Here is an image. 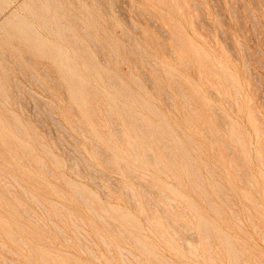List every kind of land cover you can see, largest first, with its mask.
I'll use <instances>...</instances> for the list:
<instances>
[{
    "label": "rangeland",
    "instance_id": "obj_1",
    "mask_svg": "<svg viewBox=\"0 0 264 264\" xmlns=\"http://www.w3.org/2000/svg\"><path fill=\"white\" fill-rule=\"evenodd\" d=\"M59 1L67 37L0 0V264H264V0Z\"/></svg>",
    "mask_w": 264,
    "mask_h": 264
},
{
    "label": "bare ground",
    "instance_id": "obj_2",
    "mask_svg": "<svg viewBox=\"0 0 264 264\" xmlns=\"http://www.w3.org/2000/svg\"><path fill=\"white\" fill-rule=\"evenodd\" d=\"M52 1H54V2L56 3V5L59 4V6H57V8L62 9L63 12L61 11V12H59V13H56L54 16L51 15V14H49V8L47 7V5H46L45 3H43V2L41 3L39 0H24L23 5L21 4L24 8H23L22 6H20L21 8H19V9H20V10H21L22 8H23V10L25 9L24 12H25L26 10H29L28 13H29V12L34 13V16H35L37 19H39V20L42 22V24L45 25L47 28H50V29H51V27H53V29H52L53 33L57 34L59 37H61V36H66V37H67V36L70 35V32H69L68 28L65 27V23H61V21L63 20V19H62L63 17L67 16V15H66L67 13L69 14V12H67V13L65 14V11H67L69 8L66 9V8H67V6H66V8H65L66 10H65V9H63V7H61L60 1H59V3H58V0H52ZM77 1H78V0H76L75 3H76V5L78 6V2H77ZM89 1H90V0H89ZM192 1H194V0H192ZM67 2H68V1H67ZM71 2H72V1H71ZM72 3H74V2H72ZM75 3H74V5H75ZM87 3H88V2H87ZM196 3H197V2H196ZM90 4H91V3H90ZM197 4L200 6V9H201V5H200L199 3H197ZM18 5H19V4H18ZM76 5L74 6L75 8L77 7ZM97 5H98V4H97ZM80 6H81V4H80ZM18 7H19V6H18ZM64 7H65V6H64ZM13 8H14V7H13ZM11 9H12V8H11ZM78 9H79V8H78ZM78 9H77V10H78ZM12 10H13V9H12ZM23 10H22V11H23ZM79 10H80V9H79ZM79 10H78V11H79ZM82 10H83V9H82ZM14 11H15V9H14ZM80 11H81V10H80ZM83 11H84V10H83ZM87 11H89V10H87ZM9 12H10V11H9ZM20 12H21V11H20ZM74 12H75V11H74ZM21 13H22V12H21ZM21 13L19 14L18 11H16V13L13 12L11 15L6 16L7 18L5 17V18H6V19H4V20H5V23H4L3 21L1 22V20H0V23H2V24H1L2 27H3V25H4L5 27H6V25H10L11 27H12V26H15V27L17 28V33H18V34H20V35L22 34V35H24L25 37L29 38V37H31V35H34V30H33V28H32L33 25L30 24V23L28 22L27 17H26V16H23ZM28 13H27V14H28ZM70 13H71V12H70ZM76 13H77V11H76ZM80 13H82V12H80ZM89 13H90V12H89ZM89 13H86V14L89 15ZM92 13H94V12H92ZM92 13H91V14H92ZM8 14H9V13H8ZM24 14H25V13H24ZM198 14H199V13H198ZM6 15H7V14H6ZM77 15H79V14H77ZM81 15H82V14H80V17H81ZM28 16H29V14H28ZM69 16H70V15H69ZM82 16H83V15H82ZM3 17H4V16H3ZM29 17H30V16H29ZM31 17L34 18V17L32 16V14H31ZM73 17H74V15H73ZM83 17H84V16H83ZM83 17H82V19H83ZM94 17H95V14H94ZM94 17H93V18H94ZM192 17H193V16H192ZM32 18H30V19H31V20H34V22H35V18H34V19H32ZM68 18H69V17H68ZM77 18H78V16H77ZM84 18H85V17H84ZM90 18H91V17H90ZM96 18H97V15H96ZM66 19H67V17H66ZM39 20H38V21H39ZM78 20H79V19H76V21H78ZM92 20H93V19H92ZM96 20H98V18H97ZM51 21H52V22H51ZM68 21H69V20H68ZM68 21H67V22H68ZM100 21H101V20H100ZM36 22H37V21H36ZM78 22H79V21H78ZM84 22H85V21H84ZM86 22H87V20H86ZM86 22H85V23H86ZM194 22H195V21H194ZM37 23H38V22H37ZM51 23H54V25L51 26ZM81 23H82V22H81ZM81 23H80V25L83 24V23H82V24H81ZM101 23H103V22H101ZM76 24H77V23H76ZM36 25H37V24H36ZM39 26H40V25H39ZM82 26H83V25H82ZM36 27H37V26H36ZM79 27H81V26H79ZM84 27H86V25H84ZM87 27H88V26H87ZM87 27H86V29H87ZM38 28H39V27H38ZM40 29L42 30L41 27H40ZM82 29H83V28H82ZM89 29H90V28H89ZM47 30H48V29H47ZM92 30H94V29H92ZM199 30H200V29H199ZM0 31H1V28H0ZM3 31H4V28H3ZM42 31H43V30H42ZM45 31H46V30H45ZM83 31L85 32V30H83ZM4 32H5V31H4ZM15 32H16V30H15ZM43 32H44V31H43ZM86 32H87V31H86ZM86 32H85V33H86ZM90 33H91V32H89V36H90ZM14 34H15V33H14ZM37 34H38V33H37ZM46 34H47V31H46ZM55 34H54V35H55ZM87 34H88V33H87ZM176 34H177V33H176ZM8 35H10V34H8ZM47 35H48V37H49V32H48ZM51 35H53V34H51ZM43 36H44V35H43ZM55 36H56V35H55ZM55 36H54V37H55ZM11 37H12V36H11ZM36 37H37V36H36ZM40 37H42V36H40ZM45 37H46V36H45ZM45 37H43V39H44ZM52 37H53V36H52ZM52 37H51V38H52ZM175 37H176V36H175ZM181 37H182V36H181ZM16 38H17V37H16ZM32 38H34V36H33ZM46 38H47V37H46ZM46 38H45V39H46ZM68 38H69V37H68ZM178 38H179V37H178ZM178 38H177V39H178ZM49 39H50V38H49ZM177 39L175 38V40H177ZM180 39H181V38H180ZM184 39H185V38H184ZM16 40H18V39H16ZM38 40H40V39H38ZM51 40H52V39H51ZM91 40H92V39H91ZM4 41H5V39H4ZM13 41H15V40H13ZM47 41H48V39H47ZM47 41H46V43H45L46 45H47ZM55 41H57V39H55ZM61 41H63V40H61ZM182 41H183V40H182ZM185 41H186V40H185ZM15 42H16V41H15ZM15 42H13V43H15ZM44 42H45V41H44ZM48 42H49V41H48ZM51 42H52V41H51ZM51 42H50V43H51ZM58 42L60 43V40H59V39H58ZM58 42H57V43H58ZM63 42H64V41H63ZM92 42H93V41H92ZM1 43H2V42H1ZM16 43L18 44V41H17ZM20 43H21V41H20ZM20 43H19V44H20ZM35 43H36V42H35ZM59 43H58V45H60ZM71 43H72V42H71ZM95 43H96V41H95ZM21 44H22V43H21ZM45 44H44V45H45ZM66 44H67V43H66ZM72 44H73V43H72ZM76 44H77V43H76ZM177 44H178V43H177ZM2 45H3V43H2ZM2 45H1V47H2ZM9 45H10V44H9ZM53 45H54V44H53ZM53 45H51V46H52V47H54V46H55V47H59V46H56V45L53 46ZM63 45H64V44H63ZM78 45H79V43H78ZM80 45H81V44H80ZM80 45H79V46H80ZM82 45H83V47H85L84 44H82ZM3 46H4V45H3ZM66 46H67V45H66ZM69 46H70V45H69ZM73 46H74V45H73ZM178 46H179V45H178ZM13 47H17V46L15 45V46H13ZM18 47H19V46H18ZM52 47H50L51 50H52ZM76 47H77V46H76ZM76 47H75V48H76ZM80 47H81V46H80ZM83 47H82V48H83ZM5 48H6V47H5ZM5 48H4V49H5ZM11 48H12V47H11ZM26 48H28V47H26ZM64 48H65V47H64ZM67 48H68V46H67ZM67 48H65V49L61 48V49H62V50H66ZM78 48H79V47H78ZM6 49H8V47H7ZM55 49H56V48H55ZM70 49H71V48H70ZM70 49H69V50H70ZM76 49H77V48H76ZM2 50H3V49H2ZM41 50H42V49H41ZM57 50H58V48L56 49V51H57ZM59 50H60V48H59ZM69 50H67V51H68V54L70 53L69 56H74V54H76V52H79V51H76V52L73 51L74 54L71 55V52H69ZM72 50H73V49H72ZM72 50H71V51H72ZM84 50H85V49H84ZM129 50H130V49H129ZM0 51H1V50H0ZM8 51H9V50H8ZM18 51H19V50H18ZM52 51L55 52L54 49H53ZM80 51H81V49H80ZM9 52H10V51H9ZM11 52H12V51H11ZM59 52H60V51H59ZM59 52H57V53H59ZM65 52H66V51H65ZM0 53H1V52H0ZM6 53H7V52H6ZM60 53H61V52H60ZM60 53H59V54H60ZM63 53H64V51H63ZM63 53H62V54H63ZM80 53H81V52H80ZM130 53H131V52H130ZM7 54H8V53H7ZM203 54H204V53H203ZM63 55H64V54H63ZM66 55H67V54H66ZM77 55H78V57H79L80 54L78 53V54H76L75 56H77ZM82 55H83V56H82ZM82 55H81V56L84 57V54H82ZM85 55H87V54H85ZM109 55H110V53H109ZM201 55H202V54H201ZM205 55H206V54H205ZM0 56H1V55H0ZM4 56H5V55H4ZM7 56H8V55H7ZM12 56H13V55H12ZM67 56H68V55H67ZM75 56H74V57H75ZM132 56H133V55H132ZM173 56H174V54H173ZM1 57H3V56H1ZM13 57H14V56H13ZM27 57H28V56H27ZM61 57H63V56L61 55ZM78 57H76V58H78ZM87 57H89V56H87ZM4 58H5V57H4ZM14 58H15V57H14ZM64 58H65V57H64ZM68 58H69V57H68ZM80 58H81V57H80ZM90 58H91V56L89 57V59H90ZM111 58H112V57H111ZM209 58H210V57H209ZM16 59H17V58H16ZM54 59H56V58H54ZM73 59H74V58H73ZM78 59H79V58H78ZM78 59H77V60H78ZM85 59H86V58H85ZM92 59H93V58H92ZM184 59H185V61H186L187 58H184ZM2 60H3V59H2ZM60 60H61V59H60ZM67 60H68V59H67ZM75 60H76V59H75ZM83 60H84V59H83ZM16 61H17V60H16ZM62 61H63V60H62ZM62 61H61V62H62ZM71 61H72V59H71ZM71 61H70V63H71ZM78 61H79V60H78ZM134 61H135V60H134ZM203 61L206 62V60H203ZM55 62H56V61H55ZM186 62H187V61H186ZM0 63H1V62H0ZM84 63H85V61H84ZM134 63H135V62H134ZM18 64L20 65L19 62H18ZM59 64H60V63H59ZM62 64L64 65L63 62H62ZM65 64H66V63H65ZM78 64H79V63H78ZM80 64H81V66H83V65H82L83 63H80ZM89 64H92V62H91V63L89 62ZM148 64H149V62H148ZM155 64H156V63H155ZM203 64H204V63H203ZM4 65H5V64H4ZM66 66H67V64L65 65V67H66ZM73 66H74V65H73ZM88 66H89V65H88ZM92 66H93V65H92ZM137 66H138V65H137ZM151 66H152V65H151ZM6 68H7V65H6ZM65 69H68V68H65ZM139 69H140V67H139ZM206 69H207V67H206ZM75 70H76V69H75ZM200 70H202V69H200ZM1 71H2V69L0 70V72H1ZM67 71H69V70H67ZM91 71L93 72V69H92ZM143 71H144V70H143ZM158 71H159V70H158ZM205 71H206V70H205ZM213 71H215V70H213ZM5 72L7 73V71H5ZM69 72H71V71H69ZM87 72L89 73V71H87ZM95 72H98V71H95ZM144 72H145V71H144ZM215 72H216V71H215ZM1 73H2V72H1ZM3 73H4V71H3ZM3 73H2V75H3ZM80 73H81V72H80ZM8 74H9V73H8ZM69 74H70V73H69ZM77 74H78V72H76V75H77ZM82 74H83V73H82ZM99 74L102 75V73H100V71H99ZM63 75H64V74H63ZM71 75H72V73H71ZM88 75H89V77H90L91 74L89 73V74H87V76H88ZM93 75L96 76L95 74H93ZM106 75H107V73H106ZM106 75H103V76H106ZM161 75H162V74H161ZM206 75H207V74H206ZM5 76H6V75H5ZM5 76H4V78H7L8 75H7L6 77H5ZM77 76H78V75H77ZM91 76H92V75H91ZM94 76H93V77H94ZM109 76L111 77V75H109ZM109 76H108L107 78H109ZM2 77H3V76H2ZM9 77H10V76H9ZM98 77H99V76H98ZM98 77H97V78L94 77V78H92V79L95 80V78H96L97 81L101 82L100 80H98ZM148 77H149V76H148ZM201 77H202V76H201ZM215 77H216V76H215ZM72 78H73V76H72ZM79 78H80V77H79ZM100 78H101V77H100ZM105 78H106V77H105ZM111 78H112V77H111ZM11 79H12V78H11ZM74 79H75V78H74ZM89 79H90V78H89ZM113 79H114V78H113ZM146 79H147V78H146ZM149 79H150V78H149ZM202 79H203V78H202ZM1 80H3V79H1ZM6 80H8V78H7ZM82 80H83V78H82ZM109 80H110V79H109ZM114 80H115V79H114ZM227 80H228V79H227ZM3 81H4V80H3ZM70 81H71V80H70ZM80 81H81V80H80ZM86 81H87V80H86ZM97 81H96V82H97ZM217 81L219 82V80H217ZM228 81H229V80H228ZM0 82H1V81H0ZM78 82H79V80H78ZM87 82H88V81H87ZM92 82H93V80H92ZM5 83H6V82H5ZM73 83L76 84L75 80L73 81ZM93 83H95V82H93ZM219 83H220V82H219ZM2 84H3V83H1L0 85H2ZM6 84H7V83H6ZM6 84H5V85H6ZM82 84H83V82H82ZM90 84H91V83H90ZM99 84H101V83H99ZM5 85H3V86H5ZM78 85H79V84H78ZM84 85H85V84H84ZM86 85H87V84H86ZM92 85H93V84H92ZM94 85H96V84H94ZM97 85H98V84H97ZM102 85H103V83H102ZM233 85H234V84H233ZM3 86H2V87H3ZM79 86H80V85H79ZM76 87H77V89H79L77 85H76ZM85 87H88V85H87V86H83V88H85ZM90 87H92V86H90ZM99 87H100V85H99ZM233 87H234V89H236V88H235L236 86H233ZM0 88H1V86H0ZM4 88H5V87H4ZM6 88H7V87H6ZM6 88H5V92H6L7 89H8V88H7V89H6ZM100 88H102V87H100ZM105 88H107V87H105ZM156 88H157V87H156ZM80 89H81V88H80ZM80 89H79V92L81 91ZM89 89H90V88H89ZM102 89H104V88H102ZM157 89H158V88H157ZM85 90H86V89H84V92H85ZM104 90H105V89H104ZM112 90H113V89H112ZM236 90H237V89H236ZM88 91H90V90H88ZM113 91H114V90H113ZM156 91H157V90H156ZM156 91H155V92H156ZM86 92H87V91H86ZM0 93H2V92L0 91ZM7 93H8V92H7ZM80 93H81V92H80ZM116 93H117V92H116ZM119 93H120V92H119ZM3 94H4V93H3ZM107 94H108V93H107ZM122 94H123V93H122ZM79 95H80V94H79ZM82 95H83V93H82ZM183 95H184V94H183ZM107 96H108V95H107ZM123 96H125V95L123 94ZM184 96H185V95H184ZM185 97H186V96H185ZM108 98H109V97H108ZM119 98H120V97H119ZM127 98H128V97H127ZM186 98H187V97H186ZM130 99H131V98H130ZM135 99H136V98H135ZM108 100H109V99H108ZM122 100H123V99H122ZM110 101H111V100H110ZM118 102H119V101H118ZM127 102H128V101H127ZM189 102H190V101H189ZM134 103H135V102H133L132 105H134ZM107 104H108V103H106V105H107ZM109 104H110V103H109ZM113 104H114V103H113ZM129 104L131 105V102H130ZM137 104H138V103H137ZM139 105H140V104H139ZM132 107H133V106H132ZM140 107H141V106H140ZM113 108H114V107H113ZM169 108H170V107H169ZM215 109H216V108H215ZM109 110H114V109H109ZM115 110H118V108L115 109ZM118 111H119V110H118ZM110 113H111V112H110ZM110 113H109V114H110ZM114 113H115V112H114ZM114 113H113V114H114ZM149 113H150V112H149ZM117 114H118V113H117ZM111 115H112V113H111ZM119 115H120V114H119ZM124 115H125V113H124ZM149 115H150V114H149ZM114 116H115V115H114ZM121 116H122V113H121ZM145 116H146V115H145ZM184 116H185V115H184ZM105 117H106V116H105ZM147 117H148V116H147ZM113 118H114V117H113ZM124 118H125V117H124ZM137 118H138V117H137ZM160 118H161V117H160ZM160 118H159V119H160ZM114 119H115V118H114ZM138 119H139V118H138ZM153 119H155V118H153ZM157 120H158V119H157ZM57 121H58V120H57ZM57 121L55 120V122H57ZM80 121H81V120H80ZM84 121H85V120H84ZM115 121H116V120H115ZM138 121H139V120H138ZM146 121H148V119H147ZM158 121H159V120H158ZM161 121H162V120H161ZM85 122H86V121H85ZM107 122H108V121H107ZM83 123H84V122H83ZM116 123H117V122H116ZM129 123H130V122H129ZM140 123H141V122H140ZM140 123H139V124H140ZM163 123H164V122H163ZM60 124H61V123H60ZM160 124H161V123H160ZM86 125H87V124H86ZM126 125H127V124H126ZM149 125H150V124H149ZM0 126H1V125H0ZM59 126H60V125H59ZM117 126H118V125H117ZM144 126H145V125H144ZM155 126H156V125H155ZM195 126H196V125H195ZM3 127H5L4 124H3ZM60 127L62 128V126H60ZM145 127H146V126H145ZM164 127H165V126H164ZM166 127H168V126H166ZM166 127H165V128H166ZM17 128H18V127H16V129H17ZM165 128H164V129H165ZM210 128H211V127L209 126V129H210ZM258 128H259V126H258ZM120 129H121V128H120ZM129 129H130V128H129ZM139 129H140V128H139ZM151 129H152V127H151ZM166 129H167V128H166ZM17 130H20V129L18 128ZM127 130H128V129H127ZM140 130H141V129H140ZM144 130H146V129H144ZM153 130H154V129H153ZM259 130H260V128H259ZM259 130H258V131H259ZM1 131H2V130H1ZM3 131H4V130H3ZM36 131H37V130H36ZM66 131H67V130H66ZM93 131H94V130H93ZM128 131H129V130H128ZM147 131L150 132V130H147ZM155 131H157V129H155ZM161 131H162V129H161L159 132L161 133ZM261 131H262V130H261ZM82 132H83V131H82ZM126 132H127V131H126ZM131 132H132V130H131ZM131 132H129V133H131ZM263 132H264V131H263ZM127 133H128V132H127ZM137 133H138V132H137ZM152 133H153V132H152ZM154 133H155V132H154ZM157 133H158V131H157ZM243 133H244V132H243ZM20 134H21V133H20ZM69 134H70V133H69ZM93 134H94V133H93ZM133 134H134V133H133ZM139 134H140V133H139ZM139 134H138V135H139ZM149 134H150V133H149ZM163 134H165V132H164ZM166 134H167V133H166ZM170 134H172V133H170ZM71 135H72V134H71ZM94 135H95V134H94ZM125 135H126V134H125ZM130 135H131V134H130ZM158 135L160 136L159 133H158ZM158 135H157V136H158ZM211 135H213V133H212ZM83 136H84V134H83ZM119 136H120V135H119ZM126 136H127V135H126ZM128 136H129V135H128ZM134 136H136V135H134ZM153 136H156V135L154 134ZM165 136H166V135H165ZM8 137H9V136H8ZM10 137H12V135H11ZM10 137H9V138H10ZM74 137H75V136H74ZM120 137H121V136H120ZM17 138H18V137H17ZM43 138H44V137H43ZM65 138H66V137H65ZM126 138H127V137H126ZM135 138H136V137H135ZM135 138H134V139H135ZM156 138H157V137H156ZM160 138L162 139V137H160ZM164 138H165V137H164ZM169 138H170V135H169ZM165 139H166V138H165ZM167 139H168V138H167ZM167 139H166V141H167ZM171 139H172V137H171ZM12 140H14V138H12ZM65 140H66V139H65ZM77 140H78V139H77ZM127 140H129V139H127ZM9 141H10V140H9ZM79 141H80V140H78V142H79ZM131 141H132V140H131ZM133 141H134V140H133ZM154 141H155V140H154ZM168 141H169V143H170V140H168ZM174 141H176V140H174ZM259 141H260V140H259ZM15 142H16V141H15ZM98 142L100 143V141H97V143H98ZM138 142H139V141H138ZM142 142L145 143V141H142ZM142 142H141V143H142ZM162 142H163V139L161 140V145H160L161 147H162ZM61 143H62V142H61ZM68 143H69V142H68ZM68 143H67V144H68ZM139 143H140V142H139ZM163 143H164V142H163ZM169 143H168V144H169ZM178 143H179V141H178ZM178 143H177V144H178ZM18 144H19V143H18ZM136 144H137V143H136ZM136 144L134 143V146H135ZM157 144H158V143H157ZM159 144H160V143H159ZM159 144H158V145H159ZM164 144H165V143H164ZM224 144H227V143L224 142ZM96 145H98V144H96ZM143 145H145V144L142 143V146H143ZM165 145H166V144H165ZM180 145H181V144H180ZM10 146L13 147V145H10ZM18 146L20 147V145H18ZM128 146H129V145H128ZM156 146H157V145H156ZM163 146H164V145H163ZM228 146H229V145H228ZM74 147H75V146H74ZM74 147H73V148H74ZM98 147H99V146H98ZM136 147H139V146H136ZM136 147H135V148H136ZM165 147H166V146H164V148H165ZM229 147H230V146H229ZM124 148H127V147H124ZM166 148H167V147H166ZM178 148H179V147H178ZM65 149H66V148H65ZM75 149H76V148H75ZM138 149H140V151L143 150L141 147H140V148H137V150H138ZM146 149H147V148H146ZM168 149H174V148H170V146L168 145L167 150H168ZM230 149H231V147H230ZM125 150L128 151L129 149H128V150L125 149ZM164 150H165V149H164ZM143 151H145V150H143ZM31 152H33V151H31ZM136 152H139V151H136ZM145 152H146V151H145ZM165 152H166V150H165ZM172 152H173V151H172ZM183 152H185V148H184V151H183ZM228 152H229V151H228ZM33 153H34V152H33ZM33 153H32V154H33ZM67 153H68V152H67ZM69 153H70V151H69ZM158 153H159V152H158ZM158 153H157V156H158ZM217 153H218V152H217ZM27 154H28V153H26L25 155H27ZM128 154H129V153H128ZM147 154H148V153H147ZM169 154L171 155V153H169ZM169 154H168V155H169ZM182 154H185V153H182ZM151 155H152V154H151ZM151 155H150V153H149V156H150V157H152ZM162 155H163V154H162ZM170 155H169V156H170ZM186 155H187V153H186ZM33 156H35V154H34ZM72 156H73V155H72ZM127 156H128V155H127ZM130 156H132V155L130 154ZM145 156H146V155H145ZM145 156H143V157H145ZM147 156H148V155H147ZM166 156H167V155H166ZM25 157H26V156H25ZM25 157H24V158H25ZM150 157H149V158H150ZM154 158H155V157H154ZM167 158H168V157H167ZM171 158H172V157H170L169 159H171ZM185 158H187V157H185ZM77 159H78V158H77ZM84 159H85V157H84ZM133 159H134V157H133ZM172 159H173V158H172ZM29 160H30V159H29ZM37 160H38V159H37ZM40 160H41V159H40ZM85 160H86V159H85ZM142 160H143V159H142ZM153 160H155V159H153ZM186 160H188V159H186ZM32 161H33V160H32ZM80 161H81V160H80ZM83 161H84V160H83ZM87 161H88V160H87ZM134 161H136V160H134ZM149 161H150V160H149ZM158 161H159V160H158ZM36 162H37V161H36ZM38 162H40V161H38ZM42 162H43V161L41 160V163H42ZM76 162H77V165H78V161H76ZM154 162H155V161H154ZM10 163H11V162H10ZM33 163H35V162H33ZM41 163H40V164L38 163V164L41 165ZM43 163H44V162H43ZM68 163H69V161H68ZM147 163H148V162H147ZM150 163H151V162H150ZM155 163H156V162H155ZM22 164H23V163H22ZM82 164H83V163H82ZM36 165H37V164H36ZM43 165H44V164H43ZM43 165H42V166H43ZM71 165H72V163H71ZM126 165H127V164H126ZM143 165H144V164H143ZM152 165H153V163H152ZM159 165H160V164H159ZM68 166H69V165H68ZM89 166H90V164H89ZM127 166H128V165H127ZM127 166H126V167H127ZM161 166H162V165H161ZM8 167H9V166H8ZM78 167H79V166H78ZM78 167H77V168H78ZM129 167H130V166H129ZM70 168H72V167H70ZM90 168H91V167H90ZM90 168H89V170H90ZM127 168H128V167H127ZM131 168H132V167H130V169H131ZM47 169H48V168H47ZM78 169H79V168H78ZM92 169H93V168H92ZM131 170H132V172H133V168H132ZM134 170H135V168H134ZM136 170H137V169H136ZM136 170H135V171H136ZM12 171H13V170H12ZM48 171H49V169H48ZM135 171H134V172H135ZM168 171H169V170H168ZM169 172H170V171H169ZM143 173H144V172L141 171V174H143ZM195 173H196V171H195ZM51 174H52V172H51ZM90 174H92V173H90ZM93 174H94V173H93ZM94 175H95V174H94ZM94 175H93V177H94ZM143 175H144V174H143ZM173 175H174V174H173ZM144 176H146V175H144ZM13 177H14V176H13ZM14 178H15V177H14ZM58 180H59V179H58ZM15 181H16V180H15ZM17 182H18V181H17ZM66 182H67V181H66ZM18 183H19V182H18ZM39 183H40V182H39ZM66 184L68 185V183H66ZM219 184H220V183H219ZM11 185H12V184H11ZM18 185H19V184H18ZM149 185H150V184H149ZM73 186H74V185H73ZM73 186H72V188L74 189ZM114 186H115V185H114ZM142 186H143V185H142ZM20 187H21V185H20ZM70 187H71V186H70ZM224 188H225V187H224ZM23 189H24V188H23ZM118 189H119V188H118ZM25 190H26V189H25ZM125 190H126V188H125ZM159 190H160V189H159ZM74 191H75V190H74ZM76 191H77V189H76ZM154 191H155V190H154ZM160 191H161V190H160ZM162 191H163V190H162ZM26 192H27V191H26ZM121 192H122V191H121ZM126 192H127V191H126ZM77 193H78V192H77ZM146 193H147V192H146ZM162 193H164V191H163ZM26 194H27V193H26ZM63 194H64V193H63ZM78 194H80V195H82V196L84 195V194H81L80 191H79ZM88 194H89V193H88ZM107 194H108V193H107ZM128 195H129V194H128ZM133 195H135V193H134ZM163 195H166V194H163ZM82 196H81V198L83 199L84 196H83V197H82ZM108 196H109V195H108ZM129 196H130V195H129ZM166 196H167V195H166ZM218 196H219V195H218ZM134 197H136V195H135ZM168 197H169V196H168ZM219 197H220V196H219ZM35 198H37V197H35ZM86 198H87V196H86ZM89 198H90V197H89ZM89 198H87V199H89ZM128 198H129V197H128ZM11 199H12V198H11ZM33 199H34V198H33ZM84 199H85V198H84ZM84 199H83V201H84ZM91 199H92V198H91ZM152 199H153V198H152ZM171 199H172V198H171ZM224 199H225V198H224ZM226 199L228 200V197H227ZM14 200H15V199H14ZM29 200H30V199H29ZM35 200H37V199H35ZM39 200H40V199H39ZM39 200H38V202H39ZM168 200H170V197L168 198ZM173 200L175 201V199H172V201H173ZM221 200H222V199H221ZM19 201H20V200H19ZM19 201H18V202H19ZM52 201H53V200H52ZM85 201H86V200H85ZM85 201H84V202H85ZM88 201L90 202L91 200H88ZM137 201H138V200H137ZM36 202H37V201H36ZM155 202H156V201H155ZM170 202H171V201H170ZM91 203H93V202H91ZM156 203H157V202H156ZM209 203H210V202H209ZM40 204H41V203H40ZM170 204H171V203H170ZM210 204H211V203H210ZM1 205H2V204H1ZM41 205H42V204H41ZM61 205H62V204H61ZM85 205H87V203H85ZM88 205H90V204H88ZM88 205H87V207H88ZM153 205H154V204H153ZM43 206H44V205H43ZM95 206H96V205H95ZM159 206H160V205H159ZM44 207H45V206H44ZM57 207H58V206H57ZM30 208H31V207H30ZM64 208H65V207H64ZM153 208H154V207H153ZM19 209H20V208H19ZM66 209H67V208H66ZM90 209H92V208L90 207ZM97 209H98V208H97ZM25 210H26V209H25ZM25 210H24V211H25ZM33 210H34V209H33ZM57 210H58V209H57ZM60 210H63V208L60 209ZM68 211H69V210H68ZM92 211H94V209H93ZM26 212H27V211H26ZM43 212H44V211H43ZM46 212H47V211H46ZM58 212H60V211H58ZM58 212H57V213H58ZM61 212H62V211H61ZM95 212H99V211H94V213H95ZM190 212H191V211H190ZM27 213H28V212H27ZM62 213H63V212H62ZM119 213H120V212H119ZM178 213H179V212H178ZM28 214H30V213H28ZM47 214H48V213H47ZM72 214H73V213H72ZM95 214H96V213H95ZM95 214H94V215H95ZM98 214H99L98 218H101V217H100V215H101L102 218H103V220L105 219V218L103 217L102 213H101V214L98 213ZM98 214H97V215H98ZM36 215H37V214H36ZM57 215H58V214H57ZM28 216L31 217V215H28ZM32 217H33V215H32ZM49 217H50V215H49ZM128 217H129V216H128ZM169 217H170V216H169ZM1 218H2V217H1ZM33 218H34V217H33ZM76 218H77V217H76ZM102 218H101V219H102ZM49 219H50V218H49ZM171 219H172V218H171ZM32 220H33V219H32ZM105 220H106V222H108L107 219H105ZM105 220H104V222H105ZM109 220H110V219H109ZM0 221H1V220H0ZM41 221H42V220H41ZM51 221H52V220H51ZM60 221H61V220H60ZM76 221H77V219L75 220V222H76ZM111 221H112V220H111ZM126 221H127V220H126ZM176 221H177V219H176ZM53 222H54V221H52V223H53ZM112 222H114V221H112ZM124 222H125V221H124ZM147 222H148V221H147ZM202 222H203V221H202ZM78 223H79V222H78ZM117 223H118V222H117ZM176 223H177V222H176ZM178 223H179V222H178ZM192 223H193V222H192ZM19 224H20V223H19ZM53 224H54V223H53ZM63 224H65V223H63ZM75 224H77V222H76ZM83 224H84V223H83ZM85 224H86V223H85ZM109 224H110V223H109ZM114 224H115V222H114ZM114 224H113V225H114ZM47 225H48V224H47ZM56 225H57V224H56ZM78 225H79V224H78ZM118 225H119V224H118ZM193 225H194V224H193ZM202 225H203V224H202ZM204 225H206V224H204ZM204 225H203V226H204ZM79 226H80V225H79ZM133 226H134V225H133ZM207 226H208V225H206L205 227H207ZM4 227H5V226H4ZM57 227H58V225H57ZM110 227H111V226H110ZM8 228H9V227H8ZM54 228H55V227H54ZM137 228H138V227H137ZM184 228L186 229V227H184ZM207 228H208V230H210V229H209V228H210L209 226H208ZM24 229H25V228H24ZM51 229H52V228H51ZM79 229H80V228H79ZM173 229H175V228H173ZM202 229H203V227H202ZM60 230H61V229H60ZM60 230H59V232H60ZM83 230H84V229H83ZM119 230H120V229H119ZM122 230H123V229H122ZM160 230H161V229H160ZM204 230H206V228H205ZM61 231H63V230H61ZM100 231H101V230H100ZM114 231H115V230H114ZM123 231H124V230H123ZM156 231H157V230H156ZM173 231H175V230H173ZM186 231H188V230H186ZM189 231H190V230H189ZM6 232H8V231H6ZM35 232H36V231H35ZM35 232H34V233H35ZM63 232H64V231H63ZM63 232H61V234H64V233H65V232H64V233H63ZM74 232H75V231H74ZM115 232H116V231H115ZM184 232H185V231H184ZM207 232H208V231H207ZM10 233L12 234V232H10ZM19 233H20V232H19ZM99 233H100V232H99ZM124 233H125V232H124ZM161 233H162V232H161ZM175 233L179 234V233L177 232V230H176ZM32 234H33V231H32ZM36 234H37V232H36ZM65 234H66V233H65ZM86 234H87V233H86ZM12 235H13V234H12ZM66 235H67V234H66ZM68 235H69V234H68ZM82 235H83V234H82ZM87 235H88V234H87ZM101 235H102V234H101ZM162 235H165V233L162 234ZM192 235H193V234H191V236H192ZM208 235H209V234H208ZM63 236H64V235H63ZM88 236H89V235H88ZM123 236H125V234H124ZM223 236H224V235H223ZM16 237H17V236H15V237H13V238H16ZM34 237L37 238V235H35ZM64 237H66V236H64ZM83 237L86 238L85 236H83ZM89 237H90V236H89ZM125 237H126V236H125ZM141 237H142V236H141ZM9 238H10V236H9ZM17 238H19L20 241H21L22 243L25 242V241L23 242V240H22L21 237H17ZM17 238H16V241L19 240V239H17ZM39 238H40V237H39ZM76 238H77V237H76ZM90 238H91V237H90ZM103 238H104V237H101V239H103ZM145 238H146V237H145ZM165 238H166V237H165ZM24 239H26V238H24ZM33 239H34V238H33ZM37 239H38V238H37ZM40 239H41V238H40ZM70 239H71V238H70ZM77 239H79V238H77ZM104 239H105V238H104ZM104 239H103V240H104ZM113 239H114V238H113ZM127 239H128V238H127ZM127 239H126V240H127ZM196 239H197V238H196ZM209 239H210V237H209ZM26 240H27V239H26ZM38 240H39V239H38ZM41 240H42V239H41ZM65 240H66V239H65ZM85 240H86V239H85ZM105 240H106V239H105ZM105 240H104V241H105ZM117 240H119V239H116V243H117ZM129 240H130V239H129ZM169 240H170V239H169ZM187 240H189V239H186V241H187ZM0 241H1V237H0ZM14 241H15V240H14ZM27 241H30V240H27ZM35 241H36V239H35ZM78 241H79V240H78ZM130 241H131V240H130ZM130 241H128V242H130ZM133 241H134V240H133ZM186 241H185V243L189 242L190 240L187 241V242H186ZM226 241H227V240H226ZM2 242H3V241H2ZM17 242H18V241H17ZM62 242H63V241H62ZM106 242H107V241H106ZM119 242H120V241H119ZM141 242H142V241H141ZM208 242H209V244H211L210 241H208ZM189 243H191V242H189ZM198 243H199V242H198ZM3 244H4V242H3ZM5 244H6V243H5ZM18 244L20 245L21 243H18ZM25 244H26V243H25ZM25 244H24V245H25ZM48 244H49V243H48ZM82 244H83V243H82ZM104 244H105V243H104ZM117 244H118V243H117ZM169 244L171 245V243H169ZM169 244H168V245H169ZM187 244H188V243H187ZM230 244H231V243H230ZM233 244H234V243H233ZM239 244H240V243H239ZM0 245H1V244H0ZM6 245H7V244H6ZM27 245H28V243L26 244V246H27ZM115 245H116V244H115ZM118 245H120V244H118ZM7 246H8V245H7ZM22 246H23V245H22ZM28 246L31 247V245H28ZM36 246H37V245H36ZM84 246H85V245H84ZM186 246H187L189 249L192 248V245H190V244H189V246H191V247H189L188 245H186ZM194 246H195V245H194ZM227 246H228V245H227ZM232 246H233V245H232ZM0 247H1V246H0ZM2 247H3V246H2ZM4 247H5V245H4ZM23 247H25V246H23ZM39 247H40V246H39ZM116 247H117V246H116ZM126 247H127V246H126ZM138 247H139V245H138ZM140 247H141V246H140ZM149 247H150V245H149ZM209 247H210V246H209ZM211 247H212V246H211ZM217 247H218V246H217ZM233 247H234V246H233ZM8 248H9V246H8ZM40 248H41V247H40ZM119 248H121V246H119ZM234 248H235V247H234ZM244 248H245V247H244ZM2 249H4V248H2ZM6 249H7V248H5L4 250H6ZM31 249H32V247H31ZM37 249H38V248H37ZM42 249H43V248H42ZM141 249H142V247H141ZM211 249H212V248H211ZM246 249H247V248H246ZM12 250H13V249H12ZM119 250H120V249H119ZM124 250H125V249H124ZM124 250H123V251H124ZM209 250H210V249H209ZM235 250H236V248H235ZM31 251H32V250H31ZM38 251H40V250L38 249ZM49 251H50V250H49ZM49 251H48V252H49ZM91 251H92V250H91ZM143 251H144V249H143ZM4 252H5V251H4ZM13 252L16 253V255H17V252H15V250H14ZM32 252H33V251H32ZM44 252H46V251L43 250V253H44ZM51 252H52V251H51ZM51 252H50V253H51ZM128 252H130L131 254L133 253V252H131V251H128ZM210 252H211V251H209V253H210ZM53 253H54V252H53ZM53 253H52V254H53ZM112 253H113V252H112ZM120 253H121V251H120ZM29 254H30V253H29ZM110 254H111V253H110ZM128 254H129V253H128ZM210 254H211V253H210ZM31 255H32V254H31ZM47 255L49 256L48 253H47ZM50 255H51V254H50ZM55 255L57 256V254H55ZM55 255H54V256H55ZM29 256H30V255H29ZM122 256H123V254L121 255V257H122ZM126 256H127V255H126ZM134 256H136V255L133 254V257H134ZM148 256H149V255H148ZM210 256H211V255H210ZM210 256H209V257H210ZM239 256H240V255H239ZM24 257H26V256H24ZM59 257H60V256H59ZM123 257H124V256H123ZM151 257H152V256H151ZM237 257H238V256H237ZM27 258H28V256H27ZM31 258H32V257H31ZM49 258H51V257L49 256ZM52 258H53V257H52ZM56 258H57V257H55V259H56ZM161 258H162V256H161ZM165 258H166V257H165ZM168 258H169V257H168ZM239 258H240V257H239ZM123 259H124V258H123ZM126 259H129V256H128V258L126 257ZM134 259H135V257H134ZM136 259H137V257H136ZM139 259H140V258H139ZM163 259H164V257H163ZM241 259H242V257H241ZM243 259H244V258H243ZM8 260H9V259H8ZM18 260H19V259H18ZM171 260H172V258H171ZM6 261H7V260H6ZM6 261H5V262H6ZM10 261H11V260H10ZM12 261H13V260H12ZM47 261H48V260H47ZM53 261H54V259L52 260V262H53ZM123 261H125V260H123ZM130 261H131V260H129V262H130ZM140 261H141V259H140L138 262H140ZM164 261H165V259H164ZM167 261H168V260H167ZM167 261H166V263H167ZM240 261H241V260H240ZM245 261H246V260H245ZM261 262H262V261H261ZM11 263H12V262H11ZM16 263H18V262L16 261V262L13 263V264H16ZM126 263H127V262H126ZM143 263H144V262H143ZM143 263H142V264H143ZM146 263H147V262H146ZM174 263H176V262H174ZM263 263H264V261H263ZM18 264H19V263H18ZM50 264H52V263L50 262ZM56 264H57V263H56ZM132 264H133V262H132ZM144 264H145V263H144ZM216 264H218V263L216 262ZM245 264H249V263L246 262Z\"/></svg>",
    "mask_w": 264,
    "mask_h": 264
}]
</instances>
